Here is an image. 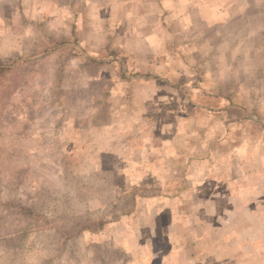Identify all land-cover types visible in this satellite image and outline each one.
Here are the masks:
<instances>
[{"label":"rangeland","instance_id":"rangeland-1","mask_svg":"<svg viewBox=\"0 0 264 264\" xmlns=\"http://www.w3.org/2000/svg\"><path fill=\"white\" fill-rule=\"evenodd\" d=\"M249 1L214 47L183 53V93L142 70L160 0H117L90 50L49 43L45 17L24 41L18 9L0 8V264H97L86 247L110 241L122 264H264V0Z\"/></svg>","mask_w":264,"mask_h":264},{"label":"crops","instance_id":"crops-1","mask_svg":"<svg viewBox=\"0 0 264 264\" xmlns=\"http://www.w3.org/2000/svg\"><path fill=\"white\" fill-rule=\"evenodd\" d=\"M44 2V0H42ZM50 4L43 8L40 4V0H0V8L7 9L6 7H12L18 9V15L15 17L16 20H13V23L18 21V25L20 26L19 35L22 36L24 41L29 40V43L33 44L31 41L35 39V29L39 28V21H41L44 17L46 18V23H49L48 30L45 32L46 40L51 42H59L64 41L63 44L71 43L70 39L79 38L77 43L84 48V50H90V46L92 43L94 44L93 37L96 35L99 37V44L101 43V37L103 39H107L106 30L104 33L101 31V27L107 29L108 24L114 22V16L112 15L114 11V4L117 0H50ZM240 2V6L238 8L237 4ZM82 4V8L78 10V4ZM161 3V15L157 17V23H155L154 28L152 30H148L146 33V40L143 36L142 40L144 41V47L147 49L146 54V62L145 68H142L145 73L149 74L147 77H150L147 81L158 82L160 85L171 86L174 90H177L180 93L182 92V84L184 85V81L189 78L184 76L182 77V73L184 71L189 70L192 67L191 62H186L187 57L183 53L199 54L203 51V49H208L210 46L214 47V44L210 42L213 39L212 36L218 37L221 32L217 31L213 27H218L223 23L227 24L229 21L238 17L240 14H248L249 11V0H160ZM13 4V5H12ZM211 4V8H208V12H205L206 5ZM189 6L194 7V9L188 8ZM46 12H50V14H46L44 16V10ZM239 9V10H238ZM5 12V11H4ZM208 14V15H206ZM6 18H4L5 20ZM39 19V20H38ZM182 19V22L179 20ZM196 19V23H192ZM11 20V17L9 18ZM44 21V20H43ZM42 21V22H43ZM5 22V21H4ZM133 22V21H132ZM206 22V24H203ZM44 23V22H43ZM200 25L201 28H204L206 31V36L204 39L206 40L204 44H202V30L198 28L196 25ZM27 26H34L35 29L33 32H28L30 29H25ZM84 28H86L84 30ZM212 28L211 34L207 33L206 29ZM131 30V33L135 34L134 37H130L129 42L136 43L140 40L139 31L137 29ZM87 32V38L83 39L80 34L83 32ZM9 33L11 31H8ZM189 34L190 40H182V34ZM195 34L200 36V42L195 37ZM104 35V36H103ZM105 37V38H104ZM136 37V38H135ZM192 38V39H191ZM128 40V39H126ZM21 41V40H20ZM105 41V40H104ZM123 41L121 45L123 46ZM184 43V44H183ZM92 44V45H93ZM183 44V45H182ZM213 44V45H212ZM209 45V46H207ZM59 47V44L57 45ZM184 46V48L182 47ZM38 46H31V49H37ZM56 47V46H55ZM10 49H18V47H10ZM143 49V48H142ZM137 50V48H136ZM181 52V53H180ZM130 56L134 52H127ZM136 54V53H135ZM134 54V55H135ZM159 55H163L165 58L164 62L156 59ZM177 59L178 66H174V60ZM214 59V58H212ZM171 60H173L171 62ZM215 64L213 65L212 60H210L211 67H218L219 63L214 59ZM229 64V63H228ZM234 66L235 63L233 62ZM140 71V69L136 70ZM217 71V70H216ZM195 75V74H194ZM189 80V79H188ZM125 81L137 83L138 80L131 76V79H126ZM185 88V87H184ZM180 95V94H179ZM184 95V94H183ZM182 99V94L179 96ZM183 106L184 114L190 113L188 108ZM201 110V109H200ZM215 110H219L218 108ZM176 112L178 111L179 115L182 116V106L178 107ZM196 111V109H195ZM193 112L194 114L196 112ZM202 111V110H201ZM224 110L219 111V114ZM119 114L120 111L115 112V114ZM124 114V113H123ZM198 114L202 115L201 112ZM218 114V113H217ZM170 115V112L169 114ZM179 120V128L182 129V117L177 118ZM160 130L165 133L163 135V139L166 140L170 136L171 124L170 122L160 123ZM245 125H250L248 120L243 119L241 126L236 125V123H228L227 129L228 133L224 137L225 142H229L233 139L234 131L238 127H242L244 131ZM247 130V129H246ZM231 136V137H230ZM242 140V144L244 145L245 138ZM242 168H244L242 166ZM101 241L107 242L106 239L108 237L99 235L97 236ZM83 238H88L87 235H83ZM109 239H113L110 237ZM112 241L108 242V246H102V249H96L98 256L93 255L88 247H86L85 252L88 256H93V260L99 264L101 261H105L107 263V259L111 258L113 261L110 264H122V253L119 252L117 246L111 245ZM95 250V249H94ZM91 253V254H90ZM117 259H120L117 263Z\"/></svg>","mask_w":264,"mask_h":264},{"label":"trees","instance_id":"trees-1","mask_svg":"<svg viewBox=\"0 0 264 264\" xmlns=\"http://www.w3.org/2000/svg\"><path fill=\"white\" fill-rule=\"evenodd\" d=\"M6 71H11V67L9 66H4L0 63V75L4 74Z\"/></svg>","mask_w":264,"mask_h":264}]
</instances>
